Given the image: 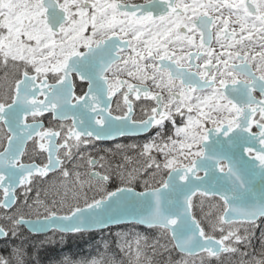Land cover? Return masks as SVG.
<instances>
[{"label":"snow or ice","instance_id":"snow-or-ice-1","mask_svg":"<svg viewBox=\"0 0 264 264\" xmlns=\"http://www.w3.org/2000/svg\"><path fill=\"white\" fill-rule=\"evenodd\" d=\"M0 211L3 241L157 233L80 264H264V232L247 251L264 225V0H0ZM0 264H28L23 245Z\"/></svg>","mask_w":264,"mask_h":264},{"label":"trees","instance_id":"trees-1","mask_svg":"<svg viewBox=\"0 0 264 264\" xmlns=\"http://www.w3.org/2000/svg\"><path fill=\"white\" fill-rule=\"evenodd\" d=\"M144 140L127 139L126 142L143 143ZM38 159H42V157L38 156ZM35 186L37 189L43 188V184L39 182ZM110 187L114 189V185ZM34 192L30 194L33 195ZM42 195H44V192H42ZM0 213L3 215L2 211ZM117 232H139L149 235L153 239L157 236L155 230L131 225H121L103 231L66 235L52 232L46 235H32L21 228L16 237H9L7 241L0 240V255L7 256L11 249L23 245L26 250L28 264H80L81 261L96 257L99 253L104 252L107 244L108 255L115 254L118 259H122L123 257L120 256L116 247ZM262 232H264V225L256 228L254 234L259 233L261 235ZM255 249L254 251H256Z\"/></svg>","mask_w":264,"mask_h":264},{"label":"rangeland","instance_id":"rangeland-1","mask_svg":"<svg viewBox=\"0 0 264 264\" xmlns=\"http://www.w3.org/2000/svg\"><path fill=\"white\" fill-rule=\"evenodd\" d=\"M47 118H46V123H47V125H49V123H52L53 125L55 124V122H52L51 120H50V117H48V116H46ZM125 143H132V142H121L120 144H125ZM113 148H116V145L115 146H110V147H108L107 149H106V155L105 156H109L110 157V155H111V152H115L116 150H114ZM109 150H111V151H109ZM28 152H29V155L30 156H32V155H35L33 152H32V145H31V143L29 144V146H28ZM102 153V152H101ZM38 157V156H37ZM36 157V158H37ZM27 157L25 158V160L27 161ZM38 160H40V159H38ZM46 185H44L43 184V188H40V189H37V187L35 186L34 187V189H33V191H35L34 192V194L33 195H31V194H29V202H31V199L32 198H34L35 197V193H36V191L37 190H41V196L43 197V195H42V192H43V189H44V187H45ZM206 207H207V204H206ZM21 208L23 209V205H22V203H21ZM24 211H27L26 209H23ZM256 230V229H255ZM255 230H254V232H255ZM118 233V232H117ZM260 240H261V235L258 233L257 235H255L254 234V236H253V238H252V240H251V244H252V248H249V249H247V251H249V252H252V251H254V249L257 251V249H259L258 247H259V245H260ZM226 264H227V262H226Z\"/></svg>","mask_w":264,"mask_h":264},{"label":"flooded vegetation","instance_id":"flooded-vegetation-1","mask_svg":"<svg viewBox=\"0 0 264 264\" xmlns=\"http://www.w3.org/2000/svg\"><path fill=\"white\" fill-rule=\"evenodd\" d=\"M77 85H78V88H77V93L79 94L80 92V82L77 81L76 82ZM86 90V89H85ZM135 115H136V118H140L141 116V112H140V109L139 107L136 108L135 110ZM50 117V116H48ZM46 116L44 118V123L45 125L47 126V123H46ZM177 123H179V118L177 119ZM151 136H154L155 135V132L153 131L151 134ZM141 138H148V137H141ZM126 138H120L118 139L117 141H113V142H95L93 145L90 146V151L92 153V155H106V149L110 146H115L117 143H121V142H124ZM136 139V138H135ZM114 150H116V148H113ZM102 152V153H101Z\"/></svg>","mask_w":264,"mask_h":264},{"label":"water","instance_id":"water-1","mask_svg":"<svg viewBox=\"0 0 264 264\" xmlns=\"http://www.w3.org/2000/svg\"><path fill=\"white\" fill-rule=\"evenodd\" d=\"M47 115V114H46ZM138 191H141V190H138ZM115 226H119V225H113V226H111V227H115ZM142 227H144V226H142ZM25 228V230L26 231H28L30 234H32V235H45V234H48V233H50V231L49 232H41V233H33V232H31L29 229H27L26 227H24ZM105 230V229H104ZM97 231H101V230H97Z\"/></svg>","mask_w":264,"mask_h":264}]
</instances>
